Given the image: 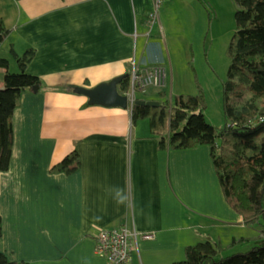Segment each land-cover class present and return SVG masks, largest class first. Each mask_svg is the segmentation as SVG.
I'll return each mask as SVG.
<instances>
[{
	"label": "crops",
	"instance_id": "crops-1",
	"mask_svg": "<svg viewBox=\"0 0 264 264\" xmlns=\"http://www.w3.org/2000/svg\"><path fill=\"white\" fill-rule=\"evenodd\" d=\"M155 2L0 0L11 30L0 53L35 49L27 70L44 81L21 93L10 167L0 170V250L9 258L109 264L97 236L127 225L139 236L128 264H173L203 230L250 223L227 202L208 144L161 148L151 123L139 130L129 107L92 104L78 91L125 76L134 63L165 67L161 42L146 39ZM151 89L144 97L158 101L160 89ZM73 151L78 170L51 169Z\"/></svg>",
	"mask_w": 264,
	"mask_h": 264
},
{
	"label": "trees",
	"instance_id": "trees-1",
	"mask_svg": "<svg viewBox=\"0 0 264 264\" xmlns=\"http://www.w3.org/2000/svg\"><path fill=\"white\" fill-rule=\"evenodd\" d=\"M236 3V32L231 43L229 78L224 84L225 126L218 129L206 120L203 93L178 95L170 102L167 90L160 89L159 106L135 103L132 116L134 122L150 119L153 135L159 139L161 148H193L208 144L227 202L246 222H252L264 218V120L259 119L264 118V0H236ZM10 32L0 17V46ZM11 52L18 63V71H12L11 58L0 53V68L5 69L4 82L0 85L1 171L10 167L14 145L13 115L21 93L44 84L42 78L27 70L35 49L29 48L23 55L14 49ZM130 82L131 73L124 76L119 91L126 90ZM87 105L91 104L87 102ZM231 137L236 141L227 154ZM80 163L78 154L73 151L61 162L53 163L51 169L72 173L80 168ZM243 240L248 241V238L240 241ZM219 253L218 245L210 240L201 241L187 246L186 258L173 264H264V244L228 256ZM0 264L30 263L13 260L0 250Z\"/></svg>",
	"mask_w": 264,
	"mask_h": 264
},
{
	"label": "rangeland",
	"instance_id": "rangeland-1",
	"mask_svg": "<svg viewBox=\"0 0 264 264\" xmlns=\"http://www.w3.org/2000/svg\"><path fill=\"white\" fill-rule=\"evenodd\" d=\"M191 3L194 9L190 14L188 4ZM237 7L236 0H160L158 4L154 3L151 15L149 13L146 17L149 20L146 39H158L166 56L168 76L164 89L167 90V98L173 102L178 95L205 94V118L218 129L226 124L224 84L229 78ZM7 46L1 52L4 54L6 51L10 55ZM11 62L12 71H18L17 62L12 57ZM153 90L156 89H150L149 93ZM258 101L261 103L262 99ZM138 122L139 130L149 129L148 118ZM235 141L231 137L227 154L234 148ZM204 231L201 232L204 240L199 241L210 240L218 245L220 256L249 251L264 244V218L247 225ZM208 235L216 238L208 239ZM243 237L248 241H240Z\"/></svg>",
	"mask_w": 264,
	"mask_h": 264
},
{
	"label": "built area",
	"instance_id": "built-area-1",
	"mask_svg": "<svg viewBox=\"0 0 264 264\" xmlns=\"http://www.w3.org/2000/svg\"><path fill=\"white\" fill-rule=\"evenodd\" d=\"M160 0H156L158 4ZM167 70L161 64L133 65L130 86L121 92L128 97V107L133 109L137 100L146 96L151 88L163 89L166 85ZM260 121L264 118L260 117ZM259 121V122H260ZM139 238L127 225L102 229L96 239V252L105 256L109 264H128L132 257L131 238ZM144 239H152L153 234L142 233Z\"/></svg>",
	"mask_w": 264,
	"mask_h": 264
},
{
	"label": "water",
	"instance_id": "water-1",
	"mask_svg": "<svg viewBox=\"0 0 264 264\" xmlns=\"http://www.w3.org/2000/svg\"><path fill=\"white\" fill-rule=\"evenodd\" d=\"M123 78L124 76L115 77L109 82H102L92 88L79 87L78 91L86 94L92 104L127 108L128 97L119 91V84ZM32 88L34 91H37L39 85H35ZM137 103L151 106L160 105L159 101L146 99H138Z\"/></svg>",
	"mask_w": 264,
	"mask_h": 264
}]
</instances>
